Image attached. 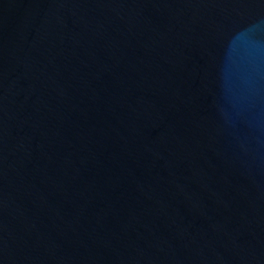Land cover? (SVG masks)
<instances>
[{
    "label": "water",
    "instance_id": "95a60500",
    "mask_svg": "<svg viewBox=\"0 0 264 264\" xmlns=\"http://www.w3.org/2000/svg\"><path fill=\"white\" fill-rule=\"evenodd\" d=\"M0 264H264V0H0Z\"/></svg>",
    "mask_w": 264,
    "mask_h": 264
}]
</instances>
